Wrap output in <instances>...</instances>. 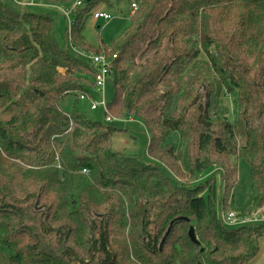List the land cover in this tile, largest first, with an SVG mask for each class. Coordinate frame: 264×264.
<instances>
[{
	"label": "trees",
	"instance_id": "1",
	"mask_svg": "<svg viewBox=\"0 0 264 264\" xmlns=\"http://www.w3.org/2000/svg\"><path fill=\"white\" fill-rule=\"evenodd\" d=\"M97 1L72 12L62 46L54 16L0 0V264H250L264 224L224 216L237 160L256 191L239 215L264 214V0H141L96 47L83 30ZM99 55L116 56L104 116L143 122L149 162L114 151L121 130L79 106Z\"/></svg>",
	"mask_w": 264,
	"mask_h": 264
},
{
	"label": "rangeland",
	"instance_id": "2",
	"mask_svg": "<svg viewBox=\"0 0 264 264\" xmlns=\"http://www.w3.org/2000/svg\"><path fill=\"white\" fill-rule=\"evenodd\" d=\"M4 2L9 0H2ZM24 6L28 11L36 14H45L54 16L56 19V34L59 43L66 45V35L68 29L73 23V17H67L68 13L78 0H67L64 5H55L46 3L44 0H10ZM82 2V8L87 6V0H79ZM141 0H98L90 9L87 21L83 30L86 40L92 45L98 47L101 44L111 45L130 24V16L132 15V4L139 3ZM106 12L113 18L109 22L97 20L94 18L95 13ZM94 101L101 103L104 99L107 103L113 99L114 86L112 82H108L102 93L94 92ZM236 98V96H234ZM76 102L74 96H68L61 102V107L67 112H71ZM225 102L230 106V120L234 121L238 118V109L233 105L232 98H225ZM80 108L85 110L86 115L93 121L106 122L105 112L99 108L96 111L91 109L90 103H80ZM121 130L113 139V150L120 153L136 155L144 158L149 162V158L145 155L149 142V134L139 119H122L114 120L112 123H106ZM168 143H172L178 150H183V140L179 132L170 135ZM238 164V181L234 190L232 199L230 200L228 212L237 214H246L250 211L254 198L256 196L255 187L252 183V172L249 163L245 160H237ZM211 172L205 173L204 179L209 177ZM258 213V212H257ZM255 214V212L253 213ZM259 224H264V214H259ZM259 254L250 262V264H264V236L258 240Z\"/></svg>",
	"mask_w": 264,
	"mask_h": 264
},
{
	"label": "built area",
	"instance_id": "3",
	"mask_svg": "<svg viewBox=\"0 0 264 264\" xmlns=\"http://www.w3.org/2000/svg\"><path fill=\"white\" fill-rule=\"evenodd\" d=\"M82 5L81 1H78L75 3L73 9H71L68 13H66V16L69 18L72 12L79 6ZM133 11L137 10V5H132ZM94 18L97 20H103L105 22H109L112 20V16L106 12L101 13H95ZM113 59L116 58V56L112 57ZM109 58L105 55H99V56H93L92 60L94 64L98 67V73L96 76V86H95V92L102 93L104 95V89L106 85L108 84L109 79L112 77V68H113V59ZM82 100H86L85 97H81ZM107 102L104 99L99 104L96 101L92 100L91 102V109L93 111L98 110L101 108L104 112L108 110ZM107 123H112L115 118L112 116L106 117ZM84 173H87V171H83ZM226 224L233 226V225H247L252 223H258L259 222V213L254 214L252 217H244L242 215H239L235 212H230L226 216H224Z\"/></svg>",
	"mask_w": 264,
	"mask_h": 264
},
{
	"label": "water",
	"instance_id": "4",
	"mask_svg": "<svg viewBox=\"0 0 264 264\" xmlns=\"http://www.w3.org/2000/svg\"><path fill=\"white\" fill-rule=\"evenodd\" d=\"M179 220H180V219H179ZM181 220H185V221H187V222H191V220L188 219V218H181ZM175 222H176V221H173V222L171 223L170 228L168 229V232L166 233L165 238H166V237L168 236V234L171 232V229H172V227H173V225H174ZM189 237H190V239L192 240L193 243L199 244V241H198V239H197V235H196V232H195V228H194V227H191V228H190V231H189ZM165 238L163 239V242L165 241Z\"/></svg>",
	"mask_w": 264,
	"mask_h": 264
},
{
	"label": "crops",
	"instance_id": "5",
	"mask_svg": "<svg viewBox=\"0 0 264 264\" xmlns=\"http://www.w3.org/2000/svg\"><path fill=\"white\" fill-rule=\"evenodd\" d=\"M28 0H26V2H27ZM85 103V102H84Z\"/></svg>",
	"mask_w": 264,
	"mask_h": 264
}]
</instances>
